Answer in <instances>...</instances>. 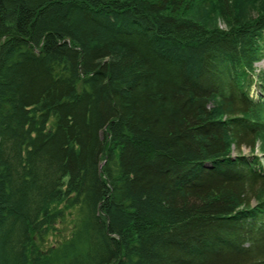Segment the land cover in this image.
Here are the masks:
<instances>
[{
    "label": "trees",
    "instance_id": "trees-1",
    "mask_svg": "<svg viewBox=\"0 0 264 264\" xmlns=\"http://www.w3.org/2000/svg\"><path fill=\"white\" fill-rule=\"evenodd\" d=\"M196 1L0 0V264H264V6Z\"/></svg>",
    "mask_w": 264,
    "mask_h": 264
},
{
    "label": "rangeland",
    "instance_id": "rangeland-1",
    "mask_svg": "<svg viewBox=\"0 0 264 264\" xmlns=\"http://www.w3.org/2000/svg\"><path fill=\"white\" fill-rule=\"evenodd\" d=\"M255 5H258L255 10L260 9L262 5L264 6V0H238L237 9L243 12H241L242 16H247L251 13L253 14V12L255 13V10H252V7H254ZM183 14H185L186 16H194L195 18L199 17L198 19H201V21H203L210 28L227 29L229 27L227 25L228 23H226V21L221 17L222 14L218 11H215V7L212 4V1L208 4L202 2L201 0L196 1L193 3V5H190L189 11ZM253 65L256 72L263 69L264 55L261 60L255 62ZM228 152L230 156L239 155L244 157H250L252 155V157H255L260 160L264 156V136H257L256 146L253 149L243 148L240 152H238L233 148V145H230ZM253 204L255 203L253 202Z\"/></svg>",
    "mask_w": 264,
    "mask_h": 264
}]
</instances>
